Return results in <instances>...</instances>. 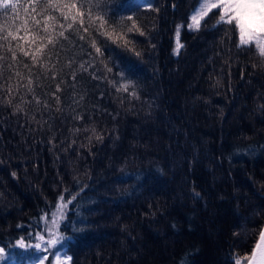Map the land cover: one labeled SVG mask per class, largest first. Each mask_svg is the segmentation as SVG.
Wrapping results in <instances>:
<instances>
[{"label":"trees","instance_id":"trees-1","mask_svg":"<svg viewBox=\"0 0 264 264\" xmlns=\"http://www.w3.org/2000/svg\"><path fill=\"white\" fill-rule=\"evenodd\" d=\"M13 2L0 35L24 36L25 19L31 33L30 0ZM97 2L123 40L57 9L37 17L53 43L0 40V246L24 258L16 241L75 196L60 229L70 264H246L264 223V57L217 10L188 29L199 0ZM17 43L30 55L13 60Z\"/></svg>","mask_w":264,"mask_h":264},{"label":"snow or ice","instance_id":"snow-or-ice-1","mask_svg":"<svg viewBox=\"0 0 264 264\" xmlns=\"http://www.w3.org/2000/svg\"><path fill=\"white\" fill-rule=\"evenodd\" d=\"M17 7L18 5L13 2V0H0V9L7 10L11 8L15 12ZM30 7L32 13H35V15H31L30 17L35 30L30 33L27 26L28 19H25L21 25L25 32L24 36L17 35L20 31L18 28L17 32L7 31V35H0V40L9 43V45L11 41H25L29 49H31L32 45L37 44V41H44L47 39L49 44L53 43L55 38L51 34L47 36L39 35L41 21L37 19V17L44 15L45 21L55 19V17L46 14L48 9L59 10L64 20H68L69 17H71L75 22L78 19L81 27H83L86 33L90 31V28L95 26V21H99L98 26H95V30L99 32L100 35L113 39V42H115L114 37L121 40L124 39L123 35L116 33V25L110 23L107 19V15L101 10V3L99 2L93 3V0H83V2L77 3L76 0H71V2H64V0H47V5L45 7H39V0H30ZM38 7L39 11H37ZM94 9L96 10L95 12ZM214 10L219 11V19L216 21L217 24L225 23L230 26L234 25L239 35V45L249 46L255 43L259 55L264 57V0H203L199 8L194 9V14L190 17L191 22L188 23L187 27L189 29L199 30L202 27V22L205 21L210 14H213ZM25 12L26 14L28 13L27 8ZM85 19L88 21V27H84ZM127 20L133 21L132 26L127 28V32L131 33L136 31L141 36L144 35V32L136 25L132 16H128ZM106 26L111 27L112 31L109 32ZM43 27L45 33H47L49 24L45 23ZM61 27H63V25H61ZM72 27V24L68 25V28ZM3 31H5L4 26H0V32ZM179 32L180 28L178 27L177 37H179ZM58 35L60 37H65L63 31L59 32ZM80 39L83 40L85 37L81 36ZM128 43H130V41L125 40L124 47L127 48ZM91 46L95 49L97 54L103 55L101 48L97 47L96 39H92ZM0 47H3V45L0 44ZM44 47V43L41 42L35 48V51L31 52L33 62L37 60V54L40 53ZM180 47L179 40H177L176 51H178ZM17 50L25 57L30 55V51L26 50L23 44L17 43L15 48L11 46L8 48V51L12 53L13 60H16ZM128 50L131 51L132 49ZM136 54L140 55L138 52ZM25 66L27 67V65ZM108 71H111V69L109 68ZM17 75H19V73H17ZM29 83H31V81ZM122 87L127 90V85H122ZM97 140H102V137L97 136ZM13 175H15V173H13ZM75 198L74 196L72 200L64 202V197H60L61 203L57 204V210L53 213L51 224L47 228V236L37 232L35 234L36 242L27 243L24 238H21L16 241V246L20 249H35L43 253L44 255L39 258V264H46V262H48V264H70L71 257L64 256L62 258L59 252V248L63 247L67 239L65 235L61 234L60 229L61 221L66 217L65 209H67L68 205L71 204ZM49 254L55 257L54 261H50ZM6 256V249L0 247V260H4ZM243 259L247 261V264H264V229L260 231L259 241L252 249L251 255ZM235 264H242V260L236 259Z\"/></svg>","mask_w":264,"mask_h":264},{"label":"rangeland","instance_id":"rangeland-1","mask_svg":"<svg viewBox=\"0 0 264 264\" xmlns=\"http://www.w3.org/2000/svg\"><path fill=\"white\" fill-rule=\"evenodd\" d=\"M202 2H203V0H199L197 5L191 10L190 15H189V19H188V23L191 22L190 21V17H191L192 14H194V9H198ZM178 27L180 28V26H178ZM190 30H193V29H190ZM178 39L179 38L177 37V29H176V34H175V37H174V43H173V49H172V53H173L174 56H177V54L179 53V50H180L179 49L178 51H176V49H177V40ZM179 44H180V42H179ZM253 45L256 46L255 43H253ZM52 218H53V215H50L49 219L44 222V224L42 226V230L40 231L41 234H44L45 236H47V228H48V226H50ZM34 242H36V241H34ZM25 252L26 253H25V257L24 258H21V257L20 258H12V257H10L7 254V256H6V258L4 260H0V264H39V258H41L44 255L43 253H41V252H39V251H37L35 249H30V252H28V251H25ZM59 252H60L62 258L64 256H68L64 252V248L63 247L59 248ZM49 259H50V261H54L55 257L52 256L51 254H49ZM46 264H48V262H46Z\"/></svg>","mask_w":264,"mask_h":264},{"label":"water","instance_id":"water-1","mask_svg":"<svg viewBox=\"0 0 264 264\" xmlns=\"http://www.w3.org/2000/svg\"><path fill=\"white\" fill-rule=\"evenodd\" d=\"M262 229H264V223H263V225H262V228H261V230H262ZM261 230H260V231H261ZM258 241H259V235H258V238H257V240H256L255 244H254V247H255V245H256V243H257ZM254 247H253V248H254ZM250 255H251V254H250ZM246 264H247V262H246Z\"/></svg>","mask_w":264,"mask_h":264}]
</instances>
